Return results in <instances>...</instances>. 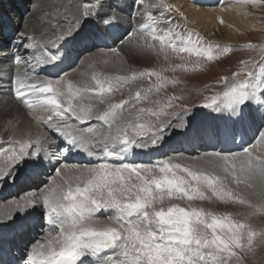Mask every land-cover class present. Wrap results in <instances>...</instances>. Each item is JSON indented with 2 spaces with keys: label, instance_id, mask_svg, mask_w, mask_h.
I'll return each instance as SVG.
<instances>
[{
  "label": "snow or ice",
  "instance_id": "6c2138e0",
  "mask_svg": "<svg viewBox=\"0 0 264 264\" xmlns=\"http://www.w3.org/2000/svg\"><path fill=\"white\" fill-rule=\"evenodd\" d=\"M237 2L264 6V0ZM59 7L71 14V20L67 27L57 25L59 32L52 29L50 38H44L46 33L37 38L24 26L7 44H0V112L18 105L29 120H37L52 133L21 139L16 147L0 153V159L6 157L0 166V185L23 179L30 190L13 201L10 208L15 212L0 218V225L15 222L19 213L25 223L15 226L14 237H22L32 227L26 214L30 210L43 213L40 231L46 235L43 241L37 237L30 242L23 264H244L239 252H253L257 237L253 225L197 202L246 205L250 215L264 212V158L243 147L238 152L180 155L147 164L125 161L136 150L160 148L174 134H211L236 143L239 126L257 114L264 118V55L241 61L244 68L233 73L231 81L223 78L225 90L200 105L224 121L204 128L193 123V115L185 118L191 111L187 108L182 113H163L155 104L137 108L148 100L139 90L128 99L111 101L112 78L94 76V84L75 86L63 69L55 71L65 62L71 69L72 64L82 63L79 51L97 48L96 41L119 24L125 13L130 30L113 51L126 48L130 57L167 56L171 51L214 60V45L182 29L172 5L163 0H134L126 12L108 0H87L85 5L73 0ZM92 21L100 27L85 31ZM247 47L257 46L249 43ZM153 77L158 83L150 84L147 93L176 83L156 69L136 70L115 79L121 83ZM85 95L95 96L106 107H94ZM37 110L41 115L33 116ZM162 114L166 118L161 119ZM98 122L103 127H96ZM76 151L95 162L70 167L58 158ZM241 191L246 193L243 198ZM100 212L112 214L101 219ZM259 239L264 243V230Z\"/></svg>",
  "mask_w": 264,
  "mask_h": 264
},
{
  "label": "rangeland",
  "instance_id": "374dc122",
  "mask_svg": "<svg viewBox=\"0 0 264 264\" xmlns=\"http://www.w3.org/2000/svg\"><path fill=\"white\" fill-rule=\"evenodd\" d=\"M131 0H129L130 2ZM199 2H191L193 6H198L199 8H206L207 7H214L215 5L210 4H201L200 0ZM210 1V0H207ZM220 2H223V4H232V0H220ZM87 3V0H83V4L85 5ZM222 4L216 6L217 9L224 7ZM236 7L240 5V3H237V0L235 2ZM113 5V4H112ZM118 5V4H115ZM127 4H120L119 6H126ZM202 5V6H201ZM241 5H244L241 3ZM240 5V6H241ZM233 7V6H232ZM246 9L248 10V16L251 20L261 22V24L264 27V6L257 4V5H246ZM129 7H123L124 11L127 12ZM234 8V7H233ZM0 23L3 24V32L0 33V44H7V40L5 39V32L8 31L9 28L13 31H19L20 29L23 30V25L21 24V21L25 20L27 16L31 14L34 10V0H0ZM54 14L57 12V8H55ZM173 13V12H172ZM53 14V15H54ZM173 15L177 18L179 24L181 25L182 29L186 28L188 30H195L193 29L194 23L189 21L188 18L179 17L175 13ZM10 16V17H7ZM243 16H247V13L243 14ZM2 17H7L5 19V24L2 21ZM40 19V18H39ZM45 20L41 18L42 21H49L50 18L45 17ZM40 20V21H41ZM191 22V23H190ZM94 25H98L95 21H92ZM90 22L86 25L85 31L89 30H95V26L91 24ZM99 26V25H98ZM130 30V28H127L124 24H121L119 27L112 26L108 28L107 30H111L112 32L121 33L119 35H115L117 38V41L122 38V36L125 35L127 30ZM126 30V31H125ZM181 30V29H178ZM125 31V32H123ZM195 33L199 32L197 30L193 31ZM200 33V32H199ZM197 33V34H199ZM245 33V34H244ZM201 34V33H200ZM200 36V35H199ZM240 37V40L236 43H227V42H218L215 41L213 43L214 45V60H207L206 57H197L194 54H188V53H180V54H174L171 51L167 53V56L164 54L160 55H151L149 59H146L141 64L136 65H126L124 69L128 68V72H121L124 76L127 74V76H131V73L136 70H143V69H156L157 71H160L162 76L166 77L169 81H172L173 79L176 80V83L169 82L164 87H162L158 92L153 91L152 93H147L146 89L149 87V85H155L158 83V81L155 79V77L151 78L149 80L148 78H139L135 81L129 80L127 82H121L117 84V81L115 78L120 77V75H116L114 77H111L112 84L114 87L113 93L108 97L113 102H119L122 99H128L129 96H134L136 91H141L142 95L147 94L148 100L147 101H141L136 105L137 108L145 107V106H151L152 104L156 105V110H163V113H182L185 108L190 109L191 111L186 114V116H192L193 122H195L198 117L196 115L197 112L202 109L203 107H200V105H203L205 103L210 102V98L217 95L218 93H222L225 90V83L223 78L228 77L229 81L233 78V73L237 71H241L244 68V65L241 64V61H252L254 59L258 60L261 55H264V29L259 30H253V31H246L243 32V34H238ZM201 37V36H200ZM248 37V38H247ZM204 39V38H203ZM105 38L102 37V39L96 41L97 44H103L102 41H104ZM206 40V39H204ZM208 41V40H206ZM251 43L256 45V48H249L247 45ZM107 44V42H106ZM119 44V43H117ZM234 48L232 52L227 51L223 52V49L227 47ZM97 48H91L87 51H79V55L81 56L82 63H78L77 65H72L73 69L78 72V77L83 78V81H85V86L94 84L93 77L105 79L110 78L108 77L106 73V69H113L118 67V65L111 64L110 61H107L103 58L104 53H111L113 57L118 56L119 57V63L120 65H125L126 61L119 55V52L113 51L111 48L103 49L101 47L96 46ZM217 48L219 51H217ZM220 52H223L221 55ZM230 52V53H229ZM73 55L76 56V51L73 52ZM75 56L73 59H75ZM160 56V57H159ZM119 65V66H120ZM141 65V66H140ZM177 65H184L183 68L176 67ZM79 66H81V70L79 69ZM94 68H97L99 70H94ZM133 68V69H132ZM103 70V71H101ZM100 71V72H96ZM130 73V75H129ZM82 75V77H81ZM104 76V78H103ZM74 83V82H73ZM75 85V83H74ZM107 86V83L106 85ZM116 90V91H115ZM179 91V92H178ZM175 97V99H172ZM86 102L92 103L94 107L103 110L105 108V104H100L97 102L96 97H92L90 95H85ZM169 101H171V104L169 106ZM130 105L126 106L129 108ZM212 111V110H211ZM192 113V114H191ZM210 116L205 118L202 121L197 122L203 123L207 119H209ZM161 119L166 118L165 115H161ZM187 118V117H185ZM196 118V120H195ZM174 120L177 118H173ZM262 125L259 124L257 127V132L262 133L261 130H263ZM261 128V129H260ZM178 134L177 136H179ZM202 136V135H201ZM167 139V138H166ZM192 145V144H190ZM249 151L253 153L255 156H260L264 158V140H259V143H253L252 145L247 147ZM212 151H220V148H196L194 151H184V150H166L159 154L158 152H153L151 156L156 160L157 155H161L159 160L163 159H170L177 156H184V157H195L199 156L205 152H212ZM151 156H149V160L151 159ZM152 160L151 162H153ZM72 163V161H70ZM150 161H136V163H151ZM175 162V161H174ZM80 165L83 164H89L88 162H79ZM51 170V169H50ZM49 170V172H51ZM8 185V183L6 184ZM10 189V185L8 187V190ZM7 191V190H6ZM8 193V192H7ZM18 194L20 195V190L14 189L10 192V195L7 197V200L10 199L11 196H15L14 200L18 198ZM242 198L246 195L243 191L240 192ZM205 206L206 208L213 210L217 213H231L235 219H241L246 223H250L253 225V227L257 231V237L254 239L253 242V252L251 254L245 253L244 251H240L239 255L244 260V264H264V243H262L259 239V233L261 230H264V212H258L256 215H250L247 211L246 205H239L236 203H225L221 201H204V202H197ZM107 215L111 212H105ZM16 221H18L20 218L16 217ZM15 221V222H16ZM15 222L10 221L8 224L14 225ZM37 231V230H35ZM36 239V237H33Z\"/></svg>",
  "mask_w": 264,
  "mask_h": 264
},
{
  "label": "bare ground",
  "instance_id": "6f19581e",
  "mask_svg": "<svg viewBox=\"0 0 264 264\" xmlns=\"http://www.w3.org/2000/svg\"><path fill=\"white\" fill-rule=\"evenodd\" d=\"M72 2L73 0H34V10L33 12H31L29 16L25 18L24 26H27L30 29H32V31L35 33L37 38H40L43 33H46L47 35L44 38L48 39L52 36V29L55 28L57 29V32H59L60 28L67 27V22L71 20V14L70 13L66 14L64 8L59 6L61 4H71ZM75 2L77 3V5H84L83 0H75ZM108 2L113 5L115 4L120 5L122 3H128L129 0H108ZM154 2H159V0H154ZM163 2L165 4L173 6L172 9L173 13H175L179 17L188 18L189 21L193 22L194 23L193 29L199 31L201 34L197 32L199 33L198 35L208 40L210 43H214L215 41L224 42V43L225 42L236 43L240 40L238 34L241 35L243 34V32L250 30L253 31V30L264 29L261 22L254 21L249 18L247 12L248 10L245 7L246 5L249 4L241 5L240 3L241 6L239 5L238 7H236L235 4L236 0H232L231 5L227 4L226 2V4H223L224 7L219 9H217V7L215 6L207 7L208 9L199 8V5L197 7L193 6V4L189 3L188 0H163ZM57 6H58L57 12L54 14L56 10L55 8H57ZM176 9H179V11H176ZM181 13H183V16L180 15ZM245 13H247V16H243V14ZM45 17L50 18V20L42 21L41 18L45 20L44 19ZM121 24H124L127 28H130V25L128 24L127 16L125 14L123 20L115 26L119 27ZM57 25H59L60 28H57ZM94 26L95 29H98L100 27L98 25H94ZM127 31H129V29ZM14 32L15 31L12 32V29L9 28L8 31L5 32V39L8 41L14 35ZM113 33L115 35H119L122 32L116 33V32H112L111 30H106V35L104 36L105 40L102 41L107 48H111L112 50L114 48L119 47V44H117L118 43L117 38L115 37V35H113ZM99 46H102V44H100ZM232 47L229 46L227 47L230 50V52H232L234 49ZM119 53H120L119 55L126 61L125 65H120L118 56L113 57L111 53L103 54V58L105 60L110 61L111 64L118 65V67L116 68L113 69L107 68L105 70L106 73L108 74L107 76L110 78L114 77L115 74L124 76L123 74H121V72L126 73L129 71L128 68L124 69L126 65L134 66L136 64H141L146 59H149L151 56L150 55L147 57H143V56L130 57L127 54V49L123 47L120 48ZM74 56L75 55H73V57ZM80 68L81 66H79V69ZM60 69H63V71L68 73L66 79H71L75 83V86H85L84 83L85 81H83L84 77L79 78L77 76L78 75V72L76 71L77 67L76 70L73 68L71 69L69 67V64L65 62L58 65L55 71H59ZM49 70L51 71L52 69ZM94 70H99V69L94 68ZM96 72H100V71H96ZM197 113L198 114L196 115V117H198V119L196 120L195 118L196 121L193 122L194 124L210 116L209 119H207L203 123L198 124V126L200 127L211 128L212 126L218 123L222 124L224 122L223 119L217 117L218 116L217 113L211 111L210 109L203 107ZM32 115L33 116L41 115V113H39V111L37 110L34 111ZM192 120H194L193 117ZM8 121H12V123L9 124ZM259 124L262 125L261 128L263 127V130H261L262 133L257 132V127L259 126ZM96 127L98 128L103 127L102 122H98L96 124ZM237 131H238V135L236 137V143H232L230 138H224V137L217 138L211 134H206L202 136H197L194 133H190L189 135L186 136L184 135L177 136L178 134H174L171 137H168L166 139L165 144H163L160 148L150 149L147 152L136 150L130 155V157L125 162H135V163L136 161H140V162L145 161V163L146 161L151 162L152 160H154V158L151 156L153 152H158L159 154H162L166 150V148L167 150H176L180 148L182 150L189 151L190 149L196 150V145L199 144L198 149L202 147L208 148L217 145V147H221L222 150H224L226 148H237V147L242 148L245 143L248 144H253L257 142L259 143V140H264V118H261L259 114H257L250 121L244 123L242 126H239ZM38 135L52 136V133L49 132V130L44 126V124L39 123L37 120L35 119L29 120L25 115L23 108H20L18 105H13L10 108L4 110L3 112H0V153H2L5 150H9L13 147H16L21 139H27L29 137L35 139V137ZM13 141H15L16 143H12ZM43 146L46 147V145ZM52 151H55V149H52ZM149 156H151L150 160L148 159ZM160 156L161 155H157L155 159L159 160ZM58 158L61 159L63 163H67L70 167L80 165L79 161L80 162L86 161L89 163L95 162L94 158H88L86 154L80 151L69 152L66 158L63 155H61ZM74 158H76V160ZM5 160L6 157L4 159H0V166L3 165ZM70 161H72V163ZM63 172L64 170L61 169L62 174ZM7 183L8 185H6ZM9 185H10V189L8 190ZM13 188L14 189L19 188L20 195L18 196V198L20 196L27 195L28 192L30 191L29 189H27V185L25 184L23 179L15 183L6 181L4 182V184L0 185V218L5 217V214L8 213L9 211H12L13 213L15 212L14 208H10V206L13 204L15 196H11L10 199L7 200V197L10 195V192L13 191ZM22 189L24 190L21 191ZM2 196H4L5 198L3 199ZM108 214L110 215L112 213H108ZM26 216H27V223H30L32 226H34L33 229H35L36 227L37 231L30 233L31 232L30 229V231H28L25 235L20 237V240L21 238H23V241H20V243L19 242L17 243V241L14 242V240L12 241V244H15V246L16 245L22 246L23 247L22 249L14 248L13 251H10L11 240L9 238L13 236L12 232H14L16 225L25 223V221L20 217V214L17 213L16 217H19L20 219L18 221H16L15 219L16 222L14 223V225H10V224H8V226L0 225V232H2L4 236V242L0 244V248L9 251L7 257L10 259L12 258V256H14L15 259L26 258L27 247L30 244V242H32L35 239L33 237L36 238L39 237L40 240L43 241V238L46 235V233L40 231V227L42 226V218H43L42 211L30 210L29 213L26 214ZM106 216L107 214L105 212L98 213V217L101 219H104ZM45 227H47V224H45ZM53 235H55V232H53ZM10 259H8V261ZM2 261L5 260L2 259L0 256V264L2 263ZM6 264H11V263H6Z\"/></svg>",
  "mask_w": 264,
  "mask_h": 264
},
{
  "label": "water",
  "instance_id": "95a60500",
  "mask_svg": "<svg viewBox=\"0 0 264 264\" xmlns=\"http://www.w3.org/2000/svg\"><path fill=\"white\" fill-rule=\"evenodd\" d=\"M234 152H238L237 150H234Z\"/></svg>",
  "mask_w": 264,
  "mask_h": 264
}]
</instances>
